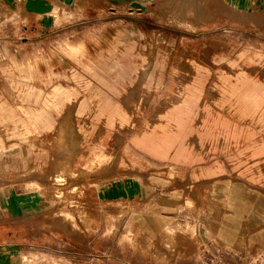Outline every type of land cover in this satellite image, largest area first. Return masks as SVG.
I'll use <instances>...</instances> for the list:
<instances>
[{
  "label": "crops",
  "instance_id": "obj_1",
  "mask_svg": "<svg viewBox=\"0 0 264 264\" xmlns=\"http://www.w3.org/2000/svg\"><path fill=\"white\" fill-rule=\"evenodd\" d=\"M164 1L0 0V218L49 208L47 194L31 189L32 175L25 167L36 163L37 136L71 130L75 121L105 131L126 160L135 154L154 165L196 161L189 145L197 90L186 91L184 105L159 120L148 117L151 107L161 108L157 94L174 89L180 78L176 66L196 67L193 59L171 64L164 52L179 40L177 34L196 36L189 33L196 32V14L172 16L188 17L184 29L189 32L164 22L152 39L147 28L133 23L137 12ZM188 1L205 5L208 33L226 40L231 36L237 46H264V0ZM246 35L252 39L246 41ZM189 38H183L188 42L183 46H196V39ZM138 85L135 112L130 100ZM243 137L242 132L236 141ZM255 155L264 157V143ZM86 162L101 164L102 158L95 153ZM160 181L127 175L102 186L99 197L125 204L126 222L156 239L181 219L177 193L188 188L163 179L167 187L158 189ZM191 184L206 195L199 223L206 235L237 253L264 244L263 188L229 175H205ZM10 258L0 251V264Z\"/></svg>",
  "mask_w": 264,
  "mask_h": 264
},
{
  "label": "rangeland",
  "instance_id": "obj_2",
  "mask_svg": "<svg viewBox=\"0 0 264 264\" xmlns=\"http://www.w3.org/2000/svg\"><path fill=\"white\" fill-rule=\"evenodd\" d=\"M190 12L197 16L196 32L184 29L188 17L172 18ZM138 13L133 23L147 28L150 39L164 22L196 35L177 34L179 40L165 46L171 64L193 59L196 67L176 66L180 78L174 89L157 94L161 108L148 112L151 121L159 120L184 105L186 91L197 90L200 95L191 113L195 135L189 145L196 161L154 165L135 154L126 160L105 131L77 121L71 130H59L50 138L37 136V160L25 167L26 174L32 175L31 189L46 193L50 206L36 214L0 218V251L11 255L6 264H264V244L237 253L205 234L199 223L206 195L191 184L205 175H229L264 189V157L255 155L264 143V46H237L231 36L226 40L208 33L201 3L165 0ZM189 37L196 39V46H183L188 43L183 38ZM140 90L138 85L131 93L135 112ZM150 99H144V105H150ZM95 153L102 156L101 164L86 162ZM127 175L140 180L159 177L158 189L167 187L163 179L187 184L177 193L181 219L156 239L126 222L125 204L99 197L102 186Z\"/></svg>",
  "mask_w": 264,
  "mask_h": 264
},
{
  "label": "bare ground",
  "instance_id": "obj_3",
  "mask_svg": "<svg viewBox=\"0 0 264 264\" xmlns=\"http://www.w3.org/2000/svg\"><path fill=\"white\" fill-rule=\"evenodd\" d=\"M101 158V157H100Z\"/></svg>",
  "mask_w": 264,
  "mask_h": 264
}]
</instances>
